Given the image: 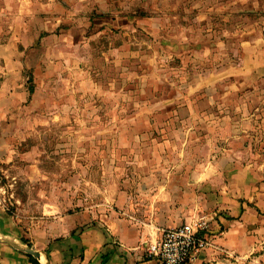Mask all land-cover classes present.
Instances as JSON below:
<instances>
[{"label": "rangeland", "instance_id": "rangeland-1", "mask_svg": "<svg viewBox=\"0 0 264 264\" xmlns=\"http://www.w3.org/2000/svg\"><path fill=\"white\" fill-rule=\"evenodd\" d=\"M263 6L1 0L0 213L19 244L30 247L25 233L55 216L180 194L223 152L229 164L264 162V109L242 123L264 81L222 95L231 81L205 76L237 60L251 25H264Z\"/></svg>", "mask_w": 264, "mask_h": 264}, {"label": "crops", "instance_id": "crops-1", "mask_svg": "<svg viewBox=\"0 0 264 264\" xmlns=\"http://www.w3.org/2000/svg\"><path fill=\"white\" fill-rule=\"evenodd\" d=\"M241 4L237 7H244ZM250 29L240 43L237 60H221L213 71L205 72L213 82L231 81L222 95L233 92L238 96L247 88L254 90L255 82L264 81V25H251ZM253 107L256 111L242 123L258 118L255 112L264 109V99ZM236 152L252 157L258 151L243 148ZM226 155L223 152L218 162L203 165L198 170L205 172L200 183H196L198 179L186 181L180 194L178 190L172 194L170 189L162 197L153 196L150 202L130 205L123 212L104 211L98 216L84 210L32 227L25 233V244H30L39 258L8 244L26 247L17 240L21 235L13 218L0 213V264H31L30 256L38 264H158L146 256L144 247L157 241L164 228L212 213L216 215L209 224L212 245L197 254V264H264V162L234 159L231 165ZM5 238L13 241L2 240Z\"/></svg>", "mask_w": 264, "mask_h": 264}, {"label": "built area", "instance_id": "built-area-1", "mask_svg": "<svg viewBox=\"0 0 264 264\" xmlns=\"http://www.w3.org/2000/svg\"><path fill=\"white\" fill-rule=\"evenodd\" d=\"M214 215L164 228L157 241L144 247L146 256L158 264H197V254L212 245L209 224Z\"/></svg>", "mask_w": 264, "mask_h": 264}, {"label": "water", "instance_id": "water-1", "mask_svg": "<svg viewBox=\"0 0 264 264\" xmlns=\"http://www.w3.org/2000/svg\"><path fill=\"white\" fill-rule=\"evenodd\" d=\"M11 247H13L14 249H16L17 251L29 254L31 256H38L39 253L35 250H33L31 247H22L18 244H14V243H8Z\"/></svg>", "mask_w": 264, "mask_h": 264}, {"label": "trees", "instance_id": "trees-1", "mask_svg": "<svg viewBox=\"0 0 264 264\" xmlns=\"http://www.w3.org/2000/svg\"><path fill=\"white\" fill-rule=\"evenodd\" d=\"M30 260H31V264H38V262L31 256H30Z\"/></svg>", "mask_w": 264, "mask_h": 264}, {"label": "bare ground", "instance_id": "bare-ground-1", "mask_svg": "<svg viewBox=\"0 0 264 264\" xmlns=\"http://www.w3.org/2000/svg\"><path fill=\"white\" fill-rule=\"evenodd\" d=\"M38 257V256H37ZM39 258V257H38Z\"/></svg>", "mask_w": 264, "mask_h": 264}]
</instances>
